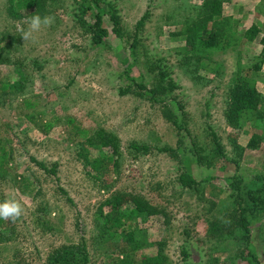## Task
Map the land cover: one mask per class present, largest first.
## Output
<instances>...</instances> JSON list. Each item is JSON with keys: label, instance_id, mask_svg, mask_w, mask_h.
Instances as JSON below:
<instances>
[{"label": "rangeland", "instance_id": "1", "mask_svg": "<svg viewBox=\"0 0 264 264\" xmlns=\"http://www.w3.org/2000/svg\"><path fill=\"white\" fill-rule=\"evenodd\" d=\"M202 1L105 0L108 35L94 44L75 16V0H43L40 9L19 14L12 11L15 0H0V201L15 198L24 207L15 223L0 225V264H45L54 249L81 237L88 264H113L126 241L120 229L111 238L104 230L110 209L104 202L118 193L137 195L151 208L130 218L133 202L121 209L132 223L131 243L141 264L157 250L164 264H264V203L257 200L248 213V240L238 237L235 226H226L223 235L213 227L231 222L235 197L245 204L247 189L264 183V127L255 121L257 114L264 117V0H222V14L236 21L240 36L196 67L183 57L182 31L198 17ZM106 3L120 18L118 34ZM89 13L84 19L92 22ZM34 14L53 16L55 22L24 41L21 29L27 30ZM253 24L260 30L256 37H242ZM156 63L177 86L155 100L149 89L162 84L154 78ZM234 75L262 95L260 110L244 114L239 127L224 116ZM2 81L16 84L2 90ZM45 121L52 123L48 130ZM74 124L89 135L103 128L119 139L120 156L106 175L81 163L76 145L84 138ZM255 133L258 142L251 147ZM32 158L55 165V173ZM182 171L198 183L182 187ZM247 245L254 260L241 254Z\"/></svg>", "mask_w": 264, "mask_h": 264}, {"label": "trees", "instance_id": "2", "mask_svg": "<svg viewBox=\"0 0 264 264\" xmlns=\"http://www.w3.org/2000/svg\"><path fill=\"white\" fill-rule=\"evenodd\" d=\"M105 0H75L78 5L79 11L75 13L77 19H79L87 28V31L91 34V40L94 44L100 43L104 37L108 35V29L104 26L103 14L105 13L104 8L101 4ZM43 0H15V9L13 13L19 14L24 8H41ZM107 4V3H106ZM106 12L108 13L109 19L112 22V30L119 33L120 30V18L115 12V9L110 4ZM92 15V22H87L84 19V15ZM146 14L143 15L137 22V26L142 25ZM197 18L191 19L186 22L185 28L182 33L185 36V46L182 51L184 59L192 62L194 66H199L204 63V58H210V54L217 50H224L227 46L233 42L235 44L236 36L239 37L236 28V21L229 15L222 14V0H203L200 7L197 9ZM259 27L251 25L243 33L242 37L252 40L259 33ZM136 34L133 37L132 46L136 44ZM261 43L264 44V37H261ZM208 56V57H207ZM201 66V65H200ZM156 68V69H155ZM154 78L157 81H161L162 84L154 85L149 89L151 98L155 99L159 94L165 92V90H171L177 85L169 78L170 72L167 71L166 67L162 64H157L153 68ZM134 81V80H133ZM132 81V82H133ZM16 83H8L7 81L1 82L2 90L8 89L10 86H15ZM18 84V83H17ZM137 88H143L142 83L133 82ZM17 90H22V86L17 85ZM128 85L126 88L121 89V93L128 92L130 89ZM31 103L26 101V106H30ZM262 106V95L258 90L251 85L249 82L243 79L239 75H234L231 80V85L228 91L227 105L224 110V116L227 123L233 127H239L241 124V118L244 114L257 113ZM28 117L32 118L33 114H27ZM33 119V118H32ZM72 122V119H68ZM256 125L264 127V117H255ZM178 117H174L173 124L176 127H180ZM42 126L43 130H48L52 123L45 121ZM74 127L77 129V133L84 138L83 141H78L76 145V154L80 159L81 163L85 167L95 171L96 173L101 172L106 175L112 166H114L120 156V144L117 136L103 128L98 129L92 136L89 135L87 129L78 128L75 124ZM259 134L255 133L250 138L248 145L255 147L257 145ZM213 139L217 142V137L213 133ZM217 145L219 143L217 142ZM131 146L136 150L142 148L144 151L148 150L147 145L139 147L135 143H131ZM90 147L97 149V154H93L90 151ZM221 148V147H220ZM170 150V149H169ZM173 150V149H171ZM34 162L45 172L55 173V165L48 167L42 161H37L32 158ZM178 181L182 187L192 188L199 180H197L191 173L182 171L178 176ZM247 194L244 196L245 204H243L242 198L235 197V203L237 204L234 209L233 218L228 224L225 221L214 223L213 227L218 228L219 234L223 235L226 226H235L237 229L238 237H245L248 240L249 234V217L248 213L254 211L257 200L264 203V183L260 187L248 188ZM257 194V195H254ZM133 202L132 207L128 213V218L131 216L139 215L142 212L150 213L151 208L144 203L137 195L129 193H118L113 195L111 198L106 199L104 204H108L110 209L106 213L104 221V230L107 232L108 237H112L117 230H121L125 239V244L119 248V252L122 254L117 261H113V264H141L136 260L134 253L135 247L131 243L133 240L132 234V223L126 221V215L121 211L123 206L127 202ZM4 220H0V225H3ZM215 228V227H214ZM129 229L128 231H126ZM0 238L3 237L1 235ZM239 238V240H240ZM128 241V242H127ZM248 242V241H247ZM249 243V242H248ZM185 256H189L188 250H182ZM243 254L247 260H254L255 254L251 250L250 246H246V253ZM162 252L157 250V253L148 257V262L145 264H164L165 261ZM143 261V260H142ZM251 262V261H250ZM45 264H88V251L85 240L83 237L79 239L76 244L63 245L59 248L54 249L46 258ZM232 264H234L232 262Z\"/></svg>", "mask_w": 264, "mask_h": 264}, {"label": "clouds", "instance_id": "3", "mask_svg": "<svg viewBox=\"0 0 264 264\" xmlns=\"http://www.w3.org/2000/svg\"><path fill=\"white\" fill-rule=\"evenodd\" d=\"M55 22V17L50 15H31L27 20V30L21 29V36L24 41L33 38V33L39 32L42 27H50ZM24 212L22 203L15 198H8L0 201V220L15 223L21 218Z\"/></svg>", "mask_w": 264, "mask_h": 264}]
</instances>
